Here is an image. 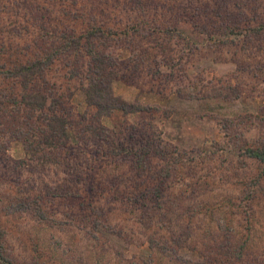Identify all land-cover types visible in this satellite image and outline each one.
<instances>
[{"label": "rangeland", "instance_id": "obj_1", "mask_svg": "<svg viewBox=\"0 0 264 264\" xmlns=\"http://www.w3.org/2000/svg\"><path fill=\"white\" fill-rule=\"evenodd\" d=\"M253 23L264 0H0V264H264Z\"/></svg>", "mask_w": 264, "mask_h": 264}, {"label": "trees", "instance_id": "obj_2", "mask_svg": "<svg viewBox=\"0 0 264 264\" xmlns=\"http://www.w3.org/2000/svg\"><path fill=\"white\" fill-rule=\"evenodd\" d=\"M195 18H197V17H195ZM258 19H255V21L258 22ZM241 27H242L241 28L242 33L245 34L248 38H251L252 40H255V42L256 41L263 42V36H264V24L263 23L262 24L261 23H258V24L257 23H253V24H248V25H241ZM159 32H162L163 36H165V39H167L168 42H171L172 40H175V39L184 40L183 42L186 41L185 37L183 35H181L179 30L176 29V28H173V29L168 30V31H166V30L161 31L160 30V31H158L156 33H159ZM217 32L219 34H224V31H217ZM213 34H215V33H213ZM65 40H66V38H65ZM67 41H69V40H67ZM67 46H69V44H66L63 49H65ZM198 46L199 45H196L195 47H198ZM57 53H62V51L59 50V51H57ZM56 56H57V54L53 53V54H49V55L45 56L44 58H42V60H41L40 57L33 58V59L28 58L26 60V63L25 62L20 63V66H22V72H28V74H29L28 75V74L24 73V75L26 76L25 79L27 80V81H25V84L27 82H29L30 75H32L30 70H32V73H33V68H34L35 65L38 64L39 68H41V69L49 68L53 64V60H55ZM178 59L183 60L184 56L178 55ZM96 60H98V59L96 58ZM24 64H26V65H24ZM239 68H242L243 72L247 70L242 63L240 64ZM7 72H8V70L5 68V66H1L0 65V73H7ZM11 73H13V71H11ZM252 74H254V78H255L259 74V72L252 73ZM92 75H95V76L91 78L92 80H91L90 84L101 83L102 79L100 78V76H102V75L97 70H95L92 73ZM249 75H251V74H249L248 72H247V74H243V76L247 77L248 79L251 78V77H249ZM186 76H187V74H186ZM35 79H40V78L39 77L38 78L34 77V80ZM43 81H46V79L43 80ZM260 82H262L264 84V81L260 80ZM251 84L252 85H256V81H253L252 83L250 82L249 86H251ZM25 95L26 94L23 93L22 98ZM95 96H97V98L96 99H92V100H94L93 101L94 104H96V105H98L100 107H103V108H108L109 107V108H113V109L114 108H116V109L123 108V105H120V103L117 102L116 97L113 96V94L108 92L107 90H99L98 92L95 93ZM38 97H40V95H32V98L34 100L38 99ZM43 97H45V96L43 95ZM261 116H264V114L262 113ZM52 118L55 121L60 122V119L57 116H53L52 115ZM242 154L246 155V156H249L250 158L252 157V158L258 159L259 161H262V160H264V144L262 143L260 146H248L244 150H242Z\"/></svg>", "mask_w": 264, "mask_h": 264}]
</instances>
